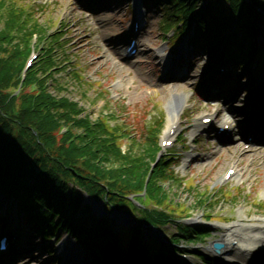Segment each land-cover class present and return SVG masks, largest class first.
<instances>
[{"label": "trees", "instance_id": "trees-1", "mask_svg": "<svg viewBox=\"0 0 264 264\" xmlns=\"http://www.w3.org/2000/svg\"><path fill=\"white\" fill-rule=\"evenodd\" d=\"M201 1L155 0V5L166 25L192 18L211 37L222 28L234 27L242 35L236 44L248 39L251 55L256 51L255 18L260 14L255 6L264 8V0H205L206 6ZM26 2L0 0V30L5 26L0 31V191L17 199L25 221L43 238L61 227L90 247L105 242L101 247L104 259L115 263L126 253L130 264H177L168 251L161 252L152 243L143 247L137 227L119 235L113 230V220L93 213L82 193L103 201L108 212L138 213V222L168 225L175 220L176 208L167 206L175 201L167 187L174 178L166 161L147 183L160 151L157 130L152 132L153 139L133 148L134 153L144 149L142 159H137L125 148L124 139L132 138L130 133L125 135L123 128L110 126L104 118L95 122L84 117L87 110L81 102L54 94L50 84L60 83L57 73L68 67L62 55L70 41L63 31L54 32L45 25L40 9ZM237 36V32L232 34ZM37 43L40 61L25 77L26 61ZM76 77L81 80L78 73ZM146 187L145 208H139L131 196L144 193ZM199 203L204 206L207 201ZM187 210L180 209L181 216ZM184 229L194 237L190 227L184 225ZM210 233L200 227L195 234L203 240Z\"/></svg>", "mask_w": 264, "mask_h": 264}, {"label": "rangeland", "instance_id": "rangeland-1", "mask_svg": "<svg viewBox=\"0 0 264 264\" xmlns=\"http://www.w3.org/2000/svg\"><path fill=\"white\" fill-rule=\"evenodd\" d=\"M73 2L70 0H31V2H26L27 4L31 3L30 5L33 6L36 5L38 7L42 6L47 8L49 12L41 14L40 17H42V21L45 25L54 28V32L63 31L60 25L61 23L59 24L60 19L61 21L65 20L67 23V35L64 36V38H67L70 43L66 46V52H63L62 56L67 58L66 65L68 67L63 68L57 73L60 83L51 81L50 85L52 87V92L56 95L72 98L76 102H81L83 108L87 110L85 111L86 116L84 117H90L92 120L94 119L93 121L95 122L107 116L113 117L118 115L119 119L121 117L122 120H125L134 115L137 117L138 114V122L141 126L143 137L142 140L153 139L152 132L148 126L149 122L147 121L148 113H150L149 118L155 121L158 117L164 115L165 104L173 95L176 96L182 93V91H186L187 93H192L194 91L197 94V90L200 89L197 82L202 78L204 71L210 68L211 61L208 58L209 56L202 53L199 49L196 54L200 56V60L194 63L195 70L191 71L192 73H190V80L188 83L181 81L179 82L181 84L179 88L177 87L173 90L169 89L170 84H167V81H164L162 78V63L157 56V52L160 51L166 54L170 52L174 53L177 49L181 48V46H176L177 48L165 46L163 48L164 51L161 50L163 44L168 43L165 42L166 38L163 37L167 35L163 34L161 28L160 20L162 13L160 9L156 8V5L153 6L152 4L150 8V10L153 8L150 11L151 19L146 32L141 36L140 54L135 59L127 61L121 56V45L129 32V26L131 24L130 18L133 14L131 7L128 5V0H114L110 4V7L96 12V15L81 9L82 5L80 3H82V0H74ZM84 8L87 9V7ZM256 25L258 28V42L259 45L263 47L264 16L256 19ZM4 28L5 26H3L0 31H4ZM186 35L188 34L183 35V37H186ZM38 45V43L35 45L34 52L31 54L32 57L34 55H39L41 58V49L38 48ZM68 53L72 56L75 55V57L70 59ZM31 56L26 63L32 58ZM39 59L34 60V64L38 63V61H40ZM76 69L78 72L79 70L83 71L89 81L104 82V86L95 88L90 85H84L76 77ZM117 78H123L127 85L122 91H119L121 97L118 100H114L110 92L106 95H102V91H115L114 87H112V81ZM236 78L233 77L235 85H239L237 82L239 81L241 84H246V86L240 89L238 96L234 97L232 101H228V103L225 101V107L240 111L241 109L238 108L245 103L243 99L250 95V90L252 86H254L257 77L255 78L252 73L249 75L244 73L242 76ZM59 86L66 87L67 89H59ZM199 96L200 95H195L191 97L190 105L192 109L187 113V117H184L181 126L183 130L188 129V133L186 134L185 141L179 142L176 146L178 158H176L174 165H178L181 176L186 177L188 175L189 178L192 177L190 179H199L202 183L201 189L197 190L195 187L194 191L197 193H205L209 189V186L213 185L219 187L220 184H222V179L227 170L236 161L241 162V164L244 161V164H247L244 167L252 165L251 168L253 170V174L248 179L235 180L226 186L227 189L234 188L237 185L242 186V188L238 190L240 194L239 204L232 203L228 200L222 206L215 205L213 208L210 206L207 208L199 207L198 205L201 198L192 192L191 189L176 184L175 182H167V187L171 191L173 195L172 198L175 201L172 206L169 204L167 205L169 210H173L172 208L179 209L180 203L182 202L183 204L190 205L193 210H198L199 214H203V216L205 212L212 210L216 213L217 217L234 219V221L226 220V222H212L211 226L214 232L212 236L205 239L204 243L195 245L190 242L188 238L181 239V242L189 244V250H198L213 257L208 247L212 246L215 241H222L223 235L227 233L230 226L241 222V220L248 223L264 221V210L258 208V200L264 198V154L260 152H250L246 149L247 146L240 145V142L223 146L218 144L215 139L206 137L201 141L199 140L198 147H195L193 150V153L197 154L200 152L202 156L199 157L191 168H185L187 171L184 170V174L182 163H185V159H182L184 157L182 150H184L186 145H189L187 140L191 143L190 136L194 132L192 129L199 123L198 119L200 115L209 111L206 109H210L209 105L211 104L210 101L207 102L205 100L201 103L198 102L197 98ZM211 110L215 113L216 108ZM239 116H243V114L241 113L238 117ZM119 119L115 120V123L118 122ZM221 119H223V117ZM168 121L169 113L166 114L162 134L165 131ZM150 125H154V123L151 122ZM127 145L128 146H125V148L129 151L133 145ZM130 151L129 153H131V156L133 154L134 157L142 159L141 157L143 156L144 149L139 148L135 153L132 152V149H130ZM188 177L187 179H189ZM200 182L198 183L200 184ZM251 189L254 190V194L249 195L248 190L250 191ZM82 193L84 201L92 203L93 209L97 214H101L104 211L102 201L95 202L94 198L86 193V191L82 190ZM216 198H221L220 194H218ZM0 209H6L10 214H20V212L17 211L13 197H6L2 193H0ZM220 211L224 213L221 214ZM174 213L177 212L174 211ZM111 216H115L118 219V225L121 227L124 225H133L132 218L127 214L114 211ZM18 218L17 224L20 226L23 212H21ZM175 218L179 219L180 216L177 214ZM183 222H189V220L182 218L181 220L170 221V224L162 227L163 233L169 238L172 237L174 234L179 233L181 230L179 227L182 226L181 223ZM34 231L35 230L26 225L25 234L29 233L28 235L30 236L27 248L30 246V243H36L38 245L44 243ZM145 236H156L160 239L159 231L156 229L153 230L152 228L147 229ZM63 242L66 243L65 245L71 242L76 243L72 237L63 233L60 237L56 238L54 242L51 241L49 247H46L49 248L50 252H47L46 249L42 250V247L41 249L38 247L30 255H25L26 259L30 260L28 264H58V260L55 261L56 255L54 254H57V247L63 244ZM23 245L25 248L26 245ZM78 248L87 259L92 261L90 252L85 251L81 246H78ZM168 248L172 250L173 246L168 244ZM193 259L192 264H205L199 258ZM215 259L218 261V264H226L220 256Z\"/></svg>", "mask_w": 264, "mask_h": 264}, {"label": "bare ground", "instance_id": "bare-ground-1", "mask_svg": "<svg viewBox=\"0 0 264 264\" xmlns=\"http://www.w3.org/2000/svg\"><path fill=\"white\" fill-rule=\"evenodd\" d=\"M124 56L128 57L127 54H124ZM166 58L167 57L164 59ZM259 84L264 85L263 80L260 81ZM183 102L184 101L178 99L173 100L170 103V123L177 119V113L180 111ZM231 112L233 117H230L236 119L234 116L237 114L236 111ZM257 120L258 118H254L252 121L256 122ZM260 124L261 123L258 122V128H260ZM262 124L264 125V122H262ZM236 125L238 126V122ZM253 125H255V123H253ZM198 127L200 126L198 125L197 128ZM15 223L16 220L14 219L10 224H8V226L13 228L12 226ZM222 241L225 243V246L221 250L220 256L226 264H264V222H240L238 227L229 228L227 233L223 235ZM33 248L35 247L32 246L30 248H26L25 252L22 254H27L28 252L32 251ZM208 249H211V246H209ZM64 250L66 252L64 264H90V261L80 253V250L76 244H68ZM29 262L30 260L27 259L23 264H28Z\"/></svg>", "mask_w": 264, "mask_h": 264}, {"label": "water", "instance_id": "water-1", "mask_svg": "<svg viewBox=\"0 0 264 264\" xmlns=\"http://www.w3.org/2000/svg\"><path fill=\"white\" fill-rule=\"evenodd\" d=\"M222 245L221 244H216V247L217 248H220Z\"/></svg>", "mask_w": 264, "mask_h": 264}]
</instances>
